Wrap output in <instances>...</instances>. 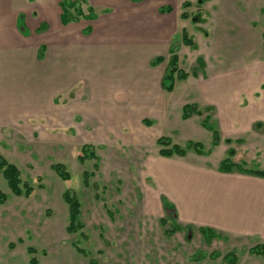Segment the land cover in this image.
Listing matches in <instances>:
<instances>
[{"label":"rangeland","instance_id":"obj_1","mask_svg":"<svg viewBox=\"0 0 264 264\" xmlns=\"http://www.w3.org/2000/svg\"><path fill=\"white\" fill-rule=\"evenodd\" d=\"M183 1L192 6L183 9ZM164 2H157L154 7ZM170 3L175 8L171 16L154 18L134 12L121 19L119 32L126 33L131 21L133 28L137 25L139 37L133 43H138L140 51L147 45L149 36H164L160 51L165 52L168 44L179 47V67L187 72L196 71L200 78L201 72L205 74L215 67L213 71L223 75L226 71L241 72L245 52L239 34L248 25L253 28L257 24L255 32L260 33L264 24V0H170ZM259 4L261 10L257 9ZM82 9L86 11L85 6ZM183 12L191 17L181 19ZM182 30L192 38L195 49L181 43ZM122 43L125 47L132 42ZM102 58L98 57L97 63L108 66ZM149 59H138L141 81ZM94 63L93 60L91 64ZM115 65L116 69L120 66L115 61L109 67ZM164 67L162 64L161 71ZM103 73L92 72L90 81L80 78L69 83L66 89L55 91L44 100L46 104L40 107L37 119L14 127L7 141H0L4 158L34 188L30 197H16L0 173V192L7 198L5 204H0V264H29L31 257L36 258L37 264H225L222 256L228 252L235 254L236 264H264L263 258L249 254L253 245L245 240L207 241L197 229L188 238L185 231L166 234L172 223L160 222L166 218L147 166L157 160L158 146L154 142L159 136L173 138L177 146H184L182 133L175 132L181 129L180 112L172 113L175 127L152 120H147L150 124L146 125L141 120L145 107L140 105L139 120L130 121L131 117L124 112L134 106L126 102L131 97L147 98L144 91L148 87L140 85L135 90L129 82L121 85L119 81L118 86L113 80L118 72L116 75ZM183 85V82L177 83L178 100L198 96L191 91L180 94ZM176 90L165 94L171 97ZM135 91L140 94L136 95ZM89 147L94 153L92 159L86 156ZM54 163L65 165L69 181H62L53 172ZM84 172L93 173L88 186L83 183ZM66 189H72L81 202L84 227L76 234L66 232L68 210L62 200ZM74 242L88 255L79 254L72 246ZM28 248L35 249L33 256L27 252ZM197 251L204 255L215 252L220 256L194 262L191 257Z\"/></svg>","mask_w":264,"mask_h":264},{"label":"crops","instance_id":"obj_2","mask_svg":"<svg viewBox=\"0 0 264 264\" xmlns=\"http://www.w3.org/2000/svg\"><path fill=\"white\" fill-rule=\"evenodd\" d=\"M159 1L167 2L154 7ZM64 2H75L83 14L92 9L97 18H80L63 25L60 17ZM161 7H169L172 12L161 14L158 11ZM174 9L170 0H0V141H7L14 127L37 119L40 107L46 104L44 100L52 97L55 91L66 89L69 83L80 78L90 81L92 72L95 75L98 72L116 75L118 72L121 77H113L117 83L129 82L135 90L140 85L148 87V91H144L147 98L131 97L126 102L130 107L134 106L124 112L131 117L130 121L139 120L140 105L145 107L141 113L143 122L152 120L169 127L176 126L171 121L172 113L180 112L181 129L175 132L183 135L182 148L189 142L202 147V153L189 149L182 157H162L157 152V160L147 166L164 215L172 210L177 223L189 227L191 232L193 229L199 233L200 229H210L226 241L245 240L253 246L264 243V178L236 170H219L225 159L247 168L254 166L253 169L264 170V24L260 33L255 32L257 24L253 28L248 25L239 34L245 52L241 72L232 70L223 75L213 71L215 67L205 74L201 72L200 78L199 73L192 71L196 77L178 81L184 83L179 92L187 94L191 91L198 96L180 101L176 90L178 82L170 93L160 86L165 70L164 67L161 71L160 67L166 63L150 66L154 58L166 57L172 44H168L165 52L160 51V43L165 37L153 34L140 51L138 43H133L139 37L137 25L133 28L130 19L128 31L119 32L121 19L134 12L155 18L171 16ZM257 9H262L260 4ZM134 22H137L136 17ZM126 41L132 42L131 45L124 47L122 42ZM117 46L121 47L118 49ZM41 47V57H38ZM178 52L179 47L177 55ZM100 56L107 59L102 58L108 66L97 63ZM140 57L150 58L142 81L137 66ZM93 60L94 65L91 64ZM115 61L119 62L118 69L117 65L109 67ZM236 88L239 89L235 94ZM175 90L171 97L165 94ZM135 93L138 95L140 91ZM185 105L195 106L201 115L194 113L183 119ZM205 117L218 134L219 141L215 146L212 132L202 126ZM170 140L177 145L173 138ZM0 155L4 154L0 151Z\"/></svg>","mask_w":264,"mask_h":264},{"label":"trees","instance_id":"obj_3","mask_svg":"<svg viewBox=\"0 0 264 264\" xmlns=\"http://www.w3.org/2000/svg\"><path fill=\"white\" fill-rule=\"evenodd\" d=\"M130 1L141 2L143 0H130ZM76 5L77 4L75 2L72 3L64 2L61 4L62 14L60 20L63 25H66L70 22H76L80 18L86 20H95L97 18V15L92 11V9H89L87 14H83V12ZM191 6L192 4L190 2H183L181 5L183 9H188ZM158 11L161 14H166V13L168 14L172 12V9L169 7H161L159 8ZM180 17L181 19H189L191 15L187 12H183L180 15ZM89 31L90 30L88 29L86 30L85 33L87 34L89 33ZM262 38H263V49H264V32L262 34ZM181 40L183 45L190 47L191 49H195V44L192 38L189 37V35L185 30H183L181 33ZM42 50L43 47L40 48L38 57H41ZM177 51H178V47L172 45L168 50L166 57H156L150 62V66L152 67L161 65L164 62L166 63L165 70L161 78L160 86L162 90L169 93L174 90L176 82L184 81L189 76L196 77L197 75L195 72L188 73L179 67V58L177 55ZM194 113L197 115H201V112L196 111L195 106L185 105L182 110V118L187 119ZM201 123L204 128L212 132V136H213L212 144L214 146L217 145L219 141L218 134L211 127L209 123V118L205 117ZM144 124L149 125L150 123L148 121H144ZM156 145L159 147L158 154L162 157H172V156L182 157L185 155L186 150L189 149H192L199 154L202 153V147L198 143L189 142L185 146V148H182L173 144L169 138L163 136L156 139ZM86 156H88V158L91 159L94 157V153L90 147L86 150ZM94 168L97 169V165H95ZM51 169L62 181L70 180V174L67 172L65 165L61 163H54L51 165ZM219 170L221 172H230L236 170L242 173H248L257 177L264 178V170L247 168L244 167V165L234 163L229 159H225L220 163ZM0 173L4 178V180L6 181L7 186L12 195L16 197L28 198L33 193L34 188L30 184L24 182L21 179V173L19 169L1 155H0ZM91 176H93V173H88V172L83 173V183L85 186L89 185V178ZM6 200H7L6 196L0 192V204H3ZM62 200L67 206V210H68V225L66 227V232L69 234H76L84 227V224L81 220V202L78 196L76 195V193L72 189H66L63 192ZM165 218L166 219L160 220L162 225H165L167 223L166 220H169L172 223L171 230L166 232V234L174 233L176 231H185L187 238L191 234V229L189 227H181L177 223L176 217H174L172 210L168 211L165 214ZM200 234L207 241L214 238L220 240H226L224 237L215 234L210 229H200ZM72 246L79 254L83 256L88 255L87 252L79 246L78 242L72 243ZM9 247H12V245H9ZM27 252L31 256H33V254H35V249L28 248ZM248 252L253 256H258L264 259V243H259L252 246L248 250ZM219 256L220 254L215 252H212L208 255H204L202 252L197 251L192 255L191 260L194 262H199L205 260L206 258L210 260H215L219 258ZM222 261L225 264H236L237 258L233 252H228L224 256H222ZM29 264H37L36 258L31 257L29 260Z\"/></svg>","mask_w":264,"mask_h":264}]
</instances>
